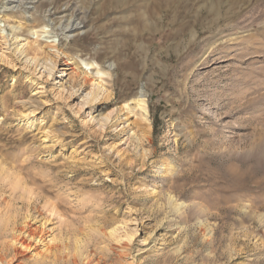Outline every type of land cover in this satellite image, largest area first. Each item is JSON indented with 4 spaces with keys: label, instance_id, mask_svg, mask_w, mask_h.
<instances>
[{
    "label": "rangeland",
    "instance_id": "1",
    "mask_svg": "<svg viewBox=\"0 0 264 264\" xmlns=\"http://www.w3.org/2000/svg\"><path fill=\"white\" fill-rule=\"evenodd\" d=\"M0 11V35L55 45L78 73L34 94L0 63V251L35 236L10 263L264 264V0ZM83 78L104 95L77 113L66 92ZM103 115V129L89 120Z\"/></svg>",
    "mask_w": 264,
    "mask_h": 264
},
{
    "label": "bare ground",
    "instance_id": "2",
    "mask_svg": "<svg viewBox=\"0 0 264 264\" xmlns=\"http://www.w3.org/2000/svg\"><path fill=\"white\" fill-rule=\"evenodd\" d=\"M10 15H11V12H10ZM0 16L4 17V14ZM68 22L69 23L64 28H62V32L64 34L76 31L78 28H80L79 27L80 23H77V22L70 23V20ZM11 40H12V43H10ZM11 45H12V48H10ZM0 63L3 65H11V66H16V63H19L22 69L29 73V74L24 75L25 80L27 81L29 80L30 83H33L37 86L35 87L37 89H35L34 94H39L42 92L41 90L44 88L43 78H45L46 80V79H49L50 77H53V75H56L61 78L65 70H70V75H69L70 78H74L76 77V75H78V73L74 71L73 66H72L75 62L72 60L65 61L64 58L60 56V53L58 49L55 48V45L52 47H49L48 50H45V48L41 47L38 44L31 43L26 40L19 41V39L13 35L11 36L5 35V34L0 35ZM90 64H93V63H90ZM29 75L30 77H28ZM83 79L84 80H81L78 83L79 84L78 87L76 88L70 87V90L69 91L67 90L66 92L67 94L66 98L69 99L70 101H75L77 105V110L75 112L77 113L79 111L82 113H86L84 110V107L87 104L91 103L93 100L97 99L98 96L104 95L103 94L104 90H102V87H101L102 85L101 81L99 80L98 81L96 80L87 81L86 78H83ZM63 88L64 87L62 86V88L59 89V92L63 93L64 91ZM31 97L32 96H30V98ZM30 98H28L26 101L25 100L23 101L29 102V104L34 102L37 98H38L37 101L38 102L40 101L39 96L37 95L34 97L35 99L34 98L30 99ZM138 104L141 106L142 109L145 110L144 103L142 101H140V103ZM22 105L26 106L23 103ZM33 112H34V109L30 108V111L28 113H33ZM108 119H109V116L107 115L100 116L97 119H95V117L93 116L89 118V120L96 121L95 125L100 129H103ZM112 231H115V228L111 230V233ZM18 232L19 233L13 236L12 239L9 241L10 243L5 245V249H2L0 251V264H12L7 259V256H8L6 252L7 250L19 252L22 250L21 248L28 249L30 248V243H31L29 242L30 239L32 238L35 239V236H33L32 233H30L27 230H24L23 228H21ZM27 237H30V238L27 240ZM127 238L129 239L130 236H127ZM72 263L75 264L76 262L74 263V260H73Z\"/></svg>",
    "mask_w": 264,
    "mask_h": 264
}]
</instances>
